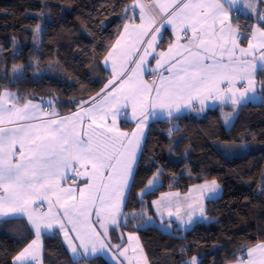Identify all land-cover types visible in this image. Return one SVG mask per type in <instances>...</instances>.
<instances>
[{
    "label": "snow or ice",
    "instance_id": "obj_1",
    "mask_svg": "<svg viewBox=\"0 0 264 264\" xmlns=\"http://www.w3.org/2000/svg\"><path fill=\"white\" fill-rule=\"evenodd\" d=\"M257 3L264 7V0H152L151 3L133 0L132 8H139L134 18L140 23L132 25L130 36L134 34L136 39L124 49L121 36L109 51L105 62L112 61L114 78L105 86L99 103L83 102L89 104L87 108L80 104L83 115L75 112L60 116L53 111L44 120L40 105L31 101L20 104L14 93L4 91L0 98V219L27 217L37 238L15 257L13 264H30L31 261L40 264L36 249L42 227L50 229L59 225L66 239L69 232L76 233L68 241L74 254L77 247L73 239L88 252L86 241H91L93 236L99 239L107 235L106 228L103 234L94 231L91 216L95 211L99 222L104 212V219L116 223L115 212L119 211L140 147L137 133L144 127L145 109L166 108L171 116L173 107L179 111L181 100L198 98L203 105L205 99L214 97L238 105L256 98L254 73L257 67L253 61L264 62V13H257L261 23L248 38L239 36V26L231 23L230 9L243 4L256 11ZM165 25L177 29L176 41H170L167 53L161 51L154 59L157 67H165L168 75L160 73L159 83L134 79L145 63L148 50L158 39L163 40L160 30ZM123 31L129 33V27L125 25ZM179 33L186 37L183 44ZM240 39L248 40L247 48L240 47ZM136 44H146V47L141 49ZM140 52L143 54L133 55ZM121 58L130 60L131 67L127 70L122 67L117 72L115 65ZM125 71L130 74L125 75ZM260 71H264V63ZM121 77L120 84L111 88ZM237 82H241L240 87H236ZM259 87L264 89V81ZM249 93L253 95L249 97ZM9 98L11 106H8ZM260 98L264 100V94ZM118 105L131 107L133 114L140 110L143 118L137 123L136 131L123 132L117 127ZM70 169L74 176L85 178L82 186H62L61 181L69 179ZM151 183L149 181V185ZM203 187L213 194L218 188L214 181ZM52 197H55L54 202ZM36 201L41 205L47 201L48 211L39 212L40 205ZM53 203L63 208V212H54ZM160 204L158 201L157 206ZM175 211L179 218V208ZM200 211L203 214V208ZM172 214L170 210L169 215ZM65 220L71 228L66 227ZM100 227L104 228V224ZM128 239L131 241L134 237L130 235ZM96 251L93 244L91 252ZM126 251H121L120 255L124 256ZM186 264H198V261L193 257ZM237 264H264V242L246 249Z\"/></svg>",
    "mask_w": 264,
    "mask_h": 264
},
{
    "label": "trees",
    "instance_id": "obj_2",
    "mask_svg": "<svg viewBox=\"0 0 264 264\" xmlns=\"http://www.w3.org/2000/svg\"><path fill=\"white\" fill-rule=\"evenodd\" d=\"M132 5L133 0H0V95L6 90L26 100L51 101L63 114L74 111L94 97V89L109 81L102 63L131 22ZM258 12L264 13V7L257 3L253 15L234 16L233 25L239 26L240 37L250 38L259 26ZM40 24L44 28L40 44L27 45L30 79L22 82L12 72L13 43L20 34L29 39ZM240 44L247 47L248 40L240 39ZM66 63L87 72L83 84L78 85ZM257 81L261 97L264 89L259 84L264 81V71L259 72ZM215 114L218 121L207 119L190 137L192 154L184 162L178 153L182 142L175 135L168 137L169 128L179 127L183 119L149 128L121 228L137 234L150 264H186L193 257L198 264H233L246 249L264 242V186L258 194L253 179L254 168L264 157V100L223 106ZM229 117L233 119L230 128L225 125ZM122 128L130 130L132 125L123 123ZM157 174L162 186L142 196ZM209 181H218L224 189L221 199L207 205L209 222L198 223L187 232L138 228L152 217L151 203L162 193L186 192ZM33 238L24 221L0 223V264H13ZM112 240L119 243L115 229ZM44 263L83 264L71 261L55 236L45 237ZM89 264L110 263L97 258Z\"/></svg>",
    "mask_w": 264,
    "mask_h": 264
},
{
    "label": "crops",
    "instance_id": "obj_3",
    "mask_svg": "<svg viewBox=\"0 0 264 264\" xmlns=\"http://www.w3.org/2000/svg\"><path fill=\"white\" fill-rule=\"evenodd\" d=\"M145 3H151L152 0H144ZM243 4H239L233 8L230 9L231 13V23L233 24V18L236 14H244L245 10L242 7ZM139 14V8H135L131 10V22L127 24L129 27V33H125L124 31L121 32V36L124 37L123 40H121V48L127 49L129 46L132 45V43L135 41L136 37L135 35H131L132 32V25L139 24L140 21L138 19H135L134 17ZM249 15V14H247ZM255 29V28H254ZM254 31V30H253ZM177 29L173 28L171 25H165L160 30V35L163 36V40H159L153 44V48L148 50V55L145 57V63L141 66V70L139 71L138 75L134 77V79H143L144 81L151 83L153 80H155L157 83H159L160 80V73H163L164 75H168V73L165 71V67H157L156 60L154 57L157 55V53L163 51L167 53V50L169 48V42L175 43L176 37H177ZM181 36L180 43L183 44L185 42L186 37L183 36V33H179ZM258 35V34H257ZM240 36V33H239ZM120 37L118 39H120ZM240 44V40H239ZM116 45V43H115ZM114 45V46H115ZM136 47L138 48H144L146 47V44H136ZM240 47L241 44H240ZM247 48V47H244ZM140 53H134L133 55H141ZM258 55V54H257ZM108 55L103 60L102 68L109 74V80L114 78V72H113V64L111 60H108L107 63L105 62L107 60ZM163 63V62H162ZM253 63L257 67V71L254 73L255 80H256V90H255V99H246L244 101H241L238 105H233L231 103H228L222 99H216V98H208L205 99L203 102V105L200 103V99L193 98L190 101L189 100H181L178 102L179 111L177 112L175 110V107H173L172 115L169 116L167 114V109H145V124L144 127L140 132L137 133L138 137L140 138V147L136 151V162L132 165V172L131 176L128 179V185L127 188L124 190L122 203L119 206V211L115 212V219L116 223H111L110 220L104 219L106 213H101V218L98 221L97 216L95 215V211H93V215L91 216V224L92 228L95 232L104 233L105 228L107 229V235H101L99 239H97L95 236L92 237L91 241H86L88 243L89 251L85 252L83 248L79 246V241H76L73 239V243L77 247V251L74 254L71 250V247H69V239H72L75 237L76 233L69 232L68 239L65 238L64 232L60 230L59 225H53L50 229H41L43 232H40L39 236V248L36 249V254L39 257L40 264L44 263V246H45V237L46 236H55L58 237L60 242L62 243L69 259L73 262L79 263L82 262L83 264H89L91 260H95L97 258H103L107 260L110 264H145V258L147 259L145 252L142 248V245L138 239V237L135 234L128 233L124 231L121 227L124 223V205L129 193V188L131 181L133 179L136 166L138 163V160L140 158V155L142 153V150L145 145V141L147 138V134L149 131V128L152 125H163L169 121L181 118L184 120H190L192 118H197L198 120L202 119H208L210 122H216L219 120V117L215 114V111L223 106L227 105H233V106H240V105H247V104H258L261 102L259 93H258V74L260 72V65L264 62H260L259 60L253 61ZM124 68L125 70L129 69L131 67V61L127 58H121L117 60V63L115 65V69L117 72L121 70V68ZM147 69H155L154 72H149ZM130 74V72L125 71V75ZM88 77L85 78V80ZM123 77L120 79H116L115 83L111 85V88L117 87ZM109 82V81H108ZM108 82L104 85L100 86V88L94 89V97L89 99L85 102L90 103H99L101 101L102 96L105 92V86L108 85ZM241 82H237L236 87H240ZM109 88L108 90H111ZM126 90V89H125ZM13 93V92H10ZM16 97L19 98L20 104H23L27 101H31L33 104L40 105L41 109H43V119L47 120L48 114L56 111L60 114V116H69L75 112H80L81 115H83V109L79 106L74 111H72L69 114H63L58 111V109L55 107L54 103L51 101H37V100H26L23 97L19 96L18 94L14 93ZM117 95H122V93H118ZM249 97L253 95V93L248 94ZM0 98H3V94L0 95ZM111 99V98H109ZM12 100L9 98L8 106H11ZM89 106L88 103H83V107L87 108ZM116 110L119 112V115L116 116V124L117 127L123 131V132H133L136 131V125L139 122L140 119L143 117L141 116V112L139 109H137L136 113L133 114L131 107L123 108L122 106H117ZM31 111V109H30ZM148 113H151L148 115ZM190 117V118H188ZM33 123H38L39 121H32ZM111 122V115L109 114V123ZM27 123V122H25ZM87 121H85V124ZM123 123L132 125V129L130 130H124L122 128ZM9 125H6V127ZM14 126V125H13ZM138 159V160H137ZM69 176V179L65 181H61L62 186L65 187H76V186H82L84 182V177L81 176H74L73 171L70 169L67 173ZM74 176V179L72 178ZM72 179L73 181H71ZM213 181L205 182L201 185L193 186L189 188L186 192H180V191H172L169 190L165 193H162L157 199L153 200L151 203V209L153 211L152 217L150 216L148 218V224L152 227H161L163 225L166 227L165 230L169 231L167 233H171L173 229L176 231H182L187 232L191 230L196 224L201 222H209V218L207 216V208L208 203L213 202L216 200H219L224 195V189L221 186V184L218 181H214L215 184L218 186L216 193H209L206 188L203 186L206 184H211ZM165 198L164 201L161 200V198ZM52 201H55V197L51 198ZM161 201L160 206H157V202ZM169 207H165L166 203H169ZM37 205H40L38 208L39 212H47L48 211V202L45 201L41 205L40 201H36ZM179 208V218L176 215V208ZM203 208V214H201L200 209ZM172 211L173 214L169 215V211ZM53 211H59L63 212V208H60L58 205H55L53 203ZM115 211V210H113ZM189 214H191V221H189ZM7 221H24L29 228L33 231L34 238L33 240H36V234L34 228L30 225V223L27 220V217H12V218H3L0 219V223H4ZM104 224V228L100 227V224ZM65 224L67 228H71V225L67 224V221L65 220ZM118 231L119 235V243L115 244L112 240V231L113 230ZM164 231V230H163ZM133 236L134 239L131 241L128 239L129 236ZM135 235V236H134ZM33 240L29 244H32ZM28 244V245H29ZM95 245L97 248V251L95 253L91 252L92 245ZM28 245L26 247H28ZM101 245H104L102 248ZM25 247V248H26ZM35 247V246H34ZM24 248V249H25ZM23 249V250H24ZM125 252L124 256L120 255L121 251ZM135 249V251H133ZM22 250V251H23ZM21 251V252H22ZM19 255V254H18ZM134 255L137 256V261L134 260ZM15 258L13 259V261ZM30 264H36L35 261H31ZM148 264V263H147ZM150 264V263H149ZM237 264V263H233Z\"/></svg>",
    "mask_w": 264,
    "mask_h": 264
},
{
    "label": "rangeland",
    "instance_id": "obj_4",
    "mask_svg": "<svg viewBox=\"0 0 264 264\" xmlns=\"http://www.w3.org/2000/svg\"><path fill=\"white\" fill-rule=\"evenodd\" d=\"M242 7L245 10V15H247V14L253 15L255 13V11H252V10L246 8L244 5H242ZM37 29H38V31H37ZM43 32H44L43 25L40 24L37 28L34 29L33 34L30 35L29 39L24 40L22 35L20 34L14 40L13 44H14V50H15V58H14L13 65H12V72H13V75H16L19 78V80L22 82H27L30 79V72L28 71L29 66H28V61H27V45H30V44L38 45V44H40ZM65 67H66L67 71L77 81L78 85L83 84L86 81L85 78L88 77V74L86 71L79 70L72 63H66ZM188 118H190V117H188ZM206 120H207V118L202 119L201 121L198 120L197 118H192L190 120L180 121L179 127L171 126L169 128V131H170V135L168 136V137H170L169 139H171L175 135L182 142L181 145H179L180 150L178 152L180 156L181 155H182V157L184 156L183 158H181V162L186 161L189 158V156L192 154V149L189 146L190 137L194 134L197 127H199V125H201V123L206 121ZM232 121H233V119L229 117L227 119L225 125L228 128H230ZM166 143H167V141H166ZM177 159H180V158H177ZM135 162H136V159H135ZM154 177H155V179H153ZM154 177L151 179V181H152L151 185L147 186L145 191L142 193V196L147 195L149 193H152V192L156 191L157 189H159V187L162 186V181H161L159 174L155 175ZM253 179H254V184H255L254 190L258 194H260V192L264 186V157L261 160V162L256 164V166L254 168V172H253ZM147 226H150L148 224V219L145 221L144 224L143 223L139 224L138 228H145ZM160 228L162 230H164V232H166V233L169 232V231L165 230L166 227H164L163 225H161ZM41 229H43V228H41ZM40 232H43V230H40ZM170 232H172V231H170ZM135 235L137 236V234H135ZM134 260L137 261L136 255H134ZM146 261L149 264L148 259H146Z\"/></svg>",
    "mask_w": 264,
    "mask_h": 264
},
{
    "label": "built area",
    "instance_id": "obj_5",
    "mask_svg": "<svg viewBox=\"0 0 264 264\" xmlns=\"http://www.w3.org/2000/svg\"><path fill=\"white\" fill-rule=\"evenodd\" d=\"M71 181H73L72 179H70Z\"/></svg>",
    "mask_w": 264,
    "mask_h": 264
}]
</instances>
